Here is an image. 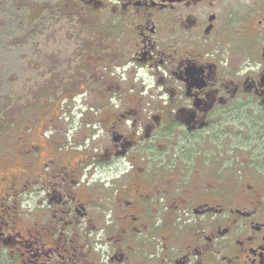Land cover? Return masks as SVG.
<instances>
[{"label":"flooded vegetation","instance_id":"flooded-vegetation-1","mask_svg":"<svg viewBox=\"0 0 264 264\" xmlns=\"http://www.w3.org/2000/svg\"><path fill=\"white\" fill-rule=\"evenodd\" d=\"M36 2L0 264H264V0Z\"/></svg>","mask_w":264,"mask_h":264},{"label":"rangeland","instance_id":"rangeland-1","mask_svg":"<svg viewBox=\"0 0 264 264\" xmlns=\"http://www.w3.org/2000/svg\"><path fill=\"white\" fill-rule=\"evenodd\" d=\"M18 1L17 6L21 0ZM36 1L38 0H32L31 18L38 3ZM13 4V0H0V156L7 148L6 143H3L4 138L17 134L15 127L6 129V126L13 124L18 112L23 109L18 97L19 89L15 82L17 69L21 66L23 57L22 48L18 47V39H21L23 34L20 26L23 16ZM46 108L48 107L41 106L40 111Z\"/></svg>","mask_w":264,"mask_h":264},{"label":"trees","instance_id":"trees-1","mask_svg":"<svg viewBox=\"0 0 264 264\" xmlns=\"http://www.w3.org/2000/svg\"><path fill=\"white\" fill-rule=\"evenodd\" d=\"M19 1L17 0H13V5H15V9H17L18 10V12L20 11V9H19V5L17 6V4L16 3H18Z\"/></svg>","mask_w":264,"mask_h":264}]
</instances>
